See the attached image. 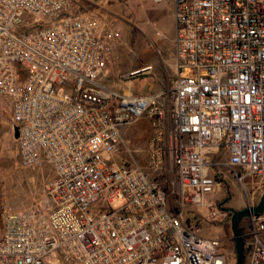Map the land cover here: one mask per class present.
Masks as SVG:
<instances>
[{
	"label": "built area",
	"instance_id": "built-area-1",
	"mask_svg": "<svg viewBox=\"0 0 264 264\" xmlns=\"http://www.w3.org/2000/svg\"><path fill=\"white\" fill-rule=\"evenodd\" d=\"M170 1L174 86L136 95L106 83L120 33L99 8L0 0V96L19 127L22 164L54 170L38 204L3 203L0 264H229L221 235L201 223L231 221L217 197L220 166L246 207L264 187V0ZM142 117L155 130L149 165L170 162L177 190L113 160L130 151L121 127ZM248 178L258 180L252 193ZM247 218L244 264H264V212Z\"/></svg>",
	"mask_w": 264,
	"mask_h": 264
},
{
	"label": "rangeland",
	"instance_id": "rangeland-1",
	"mask_svg": "<svg viewBox=\"0 0 264 264\" xmlns=\"http://www.w3.org/2000/svg\"><path fill=\"white\" fill-rule=\"evenodd\" d=\"M92 1L99 3L98 8L114 23L113 27L120 33L110 51L106 83L122 90H131L136 95H151L162 90H170L174 86L176 76V12L173 2L170 0L160 3L152 0ZM89 6H92L91 3L85 7L92 9ZM148 65L152 68L131 75L132 72ZM12 123L10 101L7 97L0 96V227L3 203L15 209L20 206L17 202H22L24 206L17 210L33 205L32 199L35 201V198L44 196V184L53 174L49 163L30 167L22 164L20 153L17 152L19 146L14 137ZM154 133L152 122L146 117L140 118L133 124L122 126L121 135L130 151L124 146L113 160L118 163H138L150 175L159 177L165 187L177 190L176 170L170 162L163 171H156L149 165L148 146ZM210 159L214 162H224L227 156L211 154ZM219 169L223 172L224 179L217 197L222 201L225 196H232L234 206L239 209L246 207L245 191L234 173L225 166H220ZM214 171L212 169V172ZM39 172L44 173L45 180L42 184L39 182L40 176L37 174ZM257 181L256 178L245 180L248 191L251 193L254 191L251 186ZM19 188L24 194L22 199H17ZM263 191L264 187L257 189L254 198L256 204ZM207 222L204 219L201 225L210 228V235H221L224 248L229 255V264H236L237 254L231 221L226 223L225 227L221 218L215 222Z\"/></svg>",
	"mask_w": 264,
	"mask_h": 264
},
{
	"label": "water",
	"instance_id": "water-1",
	"mask_svg": "<svg viewBox=\"0 0 264 264\" xmlns=\"http://www.w3.org/2000/svg\"><path fill=\"white\" fill-rule=\"evenodd\" d=\"M140 71L136 72L139 73ZM14 137L18 139L19 137V127L17 125L13 126ZM223 203V202H222ZM264 212V191L259 202L253 207H244L241 209L233 208L231 210V228L234 234L235 240V249H236V264L245 263V247H244V238L241 233L240 223L241 221L250 216L252 213H262Z\"/></svg>",
	"mask_w": 264,
	"mask_h": 264
},
{
	"label": "crops",
	"instance_id": "crops-1",
	"mask_svg": "<svg viewBox=\"0 0 264 264\" xmlns=\"http://www.w3.org/2000/svg\"><path fill=\"white\" fill-rule=\"evenodd\" d=\"M87 1V2H86ZM82 2V4H83V6L85 7L88 3H91V5L93 6V7H95V8H98V5H99V3H96V2H94V1H92V0H82L81 1ZM87 3V4H86ZM86 4V5H85ZM174 4V3H173ZM92 6H89V7H91V8H93ZM86 8V7H85ZM100 9V8H99ZM17 152H19V148H18V151ZM52 171H53V174H52V176L54 175V170L52 169ZM37 174H39V176H40V184H42L43 183V181L45 180V177H44V173L43 172H39V173H37ZM51 176V177H52ZM50 177V178H51ZM50 178H48V179H50ZM47 179V180H48ZM32 180H33V178H32ZM46 182V181H45ZM20 190V188L18 189V192H20L17 196V199L19 198V199H22L23 197H24V194H22V192L21 191H19ZM25 194H26V192H25ZM28 197V196H27ZM13 198V197H12ZM39 199H40V197H37V198H35V201H33V199H32V203L31 204H38L39 203ZM18 203V205H20V206H18L17 208L18 209H20V208H22V206H24V204L22 203V202H20V201H18L17 202ZM28 204V203H27ZM17 208H15V210H17ZM25 209V208H24ZM1 232H2V224H1V227H0V234H1Z\"/></svg>",
	"mask_w": 264,
	"mask_h": 264
},
{
	"label": "flooded vegetation",
	"instance_id": "flooded-vegetation-1",
	"mask_svg": "<svg viewBox=\"0 0 264 264\" xmlns=\"http://www.w3.org/2000/svg\"><path fill=\"white\" fill-rule=\"evenodd\" d=\"M222 202L224 204V207H226L230 211V213H231V210L233 208L239 209V207H236V206L233 205L232 196H229V195L225 196L224 199L222 200Z\"/></svg>",
	"mask_w": 264,
	"mask_h": 264
},
{
	"label": "trees",
	"instance_id": "trees-1",
	"mask_svg": "<svg viewBox=\"0 0 264 264\" xmlns=\"http://www.w3.org/2000/svg\"><path fill=\"white\" fill-rule=\"evenodd\" d=\"M12 125H13V123H12ZM247 221H248V218L246 217L240 223V229H241V233L243 235L244 240H246V237L244 235V225L246 224Z\"/></svg>",
	"mask_w": 264,
	"mask_h": 264
}]
</instances>
